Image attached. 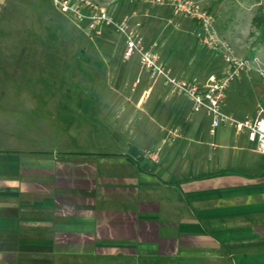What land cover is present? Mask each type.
<instances>
[{
  "label": "crops",
  "instance_id": "crops-1",
  "mask_svg": "<svg viewBox=\"0 0 264 264\" xmlns=\"http://www.w3.org/2000/svg\"><path fill=\"white\" fill-rule=\"evenodd\" d=\"M123 60L124 75L139 84L129 95L113 90L124 105L118 112L135 104L122 131L70 115L57 122L60 110L49 107L30 105L31 119L7 109L13 116L0 124V264H264V154L231 126L235 139L209 141L204 113L170 95L138 61ZM197 64H189L191 75L204 78ZM238 89L226 112L253 117ZM171 126L182 134L163 144ZM157 147L153 162L146 152Z\"/></svg>",
  "mask_w": 264,
  "mask_h": 264
},
{
  "label": "rangeland",
  "instance_id": "rangeland-1",
  "mask_svg": "<svg viewBox=\"0 0 264 264\" xmlns=\"http://www.w3.org/2000/svg\"><path fill=\"white\" fill-rule=\"evenodd\" d=\"M90 1L106 7L115 18H129L147 42L157 40L162 59L171 58L174 73L193 74L189 69L192 62L202 65L203 75L224 72L221 58L197 44L192 22L173 16L168 6H153L146 0ZM195 1L213 13L220 38L233 55L250 62L249 71L230 81L227 95L239 88V103L245 105L248 116H256L258 110L264 111V81L260 76V71L264 72V0ZM123 52V38L115 30H106L103 36L91 34L85 24L62 14L51 0H0V124L13 116H8L7 109L21 110V115L30 118L26 110L37 105L60 110L53 113L57 122L70 115L71 120H82L89 127L103 123L110 131L108 126L113 124L122 131L135 104L118 112L124 105L113 90L129 95L139 84L135 81L132 85L133 80L124 75L128 62L123 60ZM135 67V73L139 72L140 66ZM142 75L147 81L149 76ZM64 105H71L72 111L63 113ZM85 106L90 110L85 112ZM148 119L144 116L143 120ZM220 136L232 141L236 132L227 126L214 136L207 133L211 142ZM216 149L217 153L221 150L219 146Z\"/></svg>",
  "mask_w": 264,
  "mask_h": 264
},
{
  "label": "built area",
  "instance_id": "built-area-1",
  "mask_svg": "<svg viewBox=\"0 0 264 264\" xmlns=\"http://www.w3.org/2000/svg\"><path fill=\"white\" fill-rule=\"evenodd\" d=\"M58 10L77 23L86 25L87 30L96 36L105 35L106 30H115L121 35L124 43L123 57L130 60L138 59L141 68L147 71L154 82H160L170 95L188 98L193 112L204 113L209 119V134L214 136L226 126L234 127L244 133L248 140L255 144L257 151L264 154V111L258 110L253 117L239 120L226 112L228 100L227 89L234 77L251 69L250 62L233 55L230 46L220 38L215 25L213 13L195 0H146L153 6H168L173 16L189 19L197 44L207 52L221 58L224 65L223 73H208L205 77L175 75L172 67L162 59L161 49L157 40L147 42L137 25L130 19L113 17L106 7L97 5L90 0H51ZM172 23V20L169 21ZM264 81V72L260 71ZM137 84L134 85L136 88ZM133 88V90H134ZM177 129H167L163 144L180 137ZM162 144V145H163ZM161 147L150 149L146 156L153 162L159 159Z\"/></svg>",
  "mask_w": 264,
  "mask_h": 264
}]
</instances>
